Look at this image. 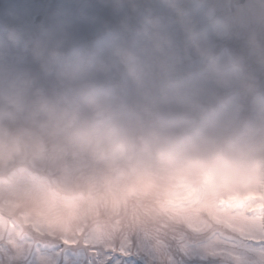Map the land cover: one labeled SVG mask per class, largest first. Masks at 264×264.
<instances>
[{
    "label": "clouds",
    "instance_id": "clouds-1",
    "mask_svg": "<svg viewBox=\"0 0 264 264\" xmlns=\"http://www.w3.org/2000/svg\"><path fill=\"white\" fill-rule=\"evenodd\" d=\"M123 242L264 264V0H0V264Z\"/></svg>",
    "mask_w": 264,
    "mask_h": 264
},
{
    "label": "snow or ice",
    "instance_id": "snow-or-ice-1",
    "mask_svg": "<svg viewBox=\"0 0 264 264\" xmlns=\"http://www.w3.org/2000/svg\"><path fill=\"white\" fill-rule=\"evenodd\" d=\"M254 210V208L248 209L249 212ZM229 227L242 229L243 223L229 225ZM224 242H230V238L225 237ZM92 256L98 257L100 254L93 249ZM94 264H164V258L155 257L150 253L141 252L139 250L133 252L130 250V242H123L119 248L105 249L102 258L94 262Z\"/></svg>",
    "mask_w": 264,
    "mask_h": 264
},
{
    "label": "rangeland",
    "instance_id": "rangeland-1",
    "mask_svg": "<svg viewBox=\"0 0 264 264\" xmlns=\"http://www.w3.org/2000/svg\"><path fill=\"white\" fill-rule=\"evenodd\" d=\"M72 264H82V262L80 259L73 257L72 258ZM84 264H86V262H84ZM193 264H216V262L213 260H209L206 262H202V261L197 260V261H193Z\"/></svg>",
    "mask_w": 264,
    "mask_h": 264
}]
</instances>
